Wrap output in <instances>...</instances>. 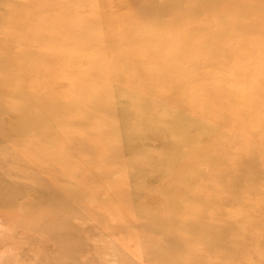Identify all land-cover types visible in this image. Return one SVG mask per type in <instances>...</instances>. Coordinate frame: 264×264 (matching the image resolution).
<instances>
[{"label": "rangeland", "instance_id": "1", "mask_svg": "<svg viewBox=\"0 0 264 264\" xmlns=\"http://www.w3.org/2000/svg\"><path fill=\"white\" fill-rule=\"evenodd\" d=\"M207 1L0 0V60L13 61L0 71V264H264V86L249 107L228 83L238 71L230 61L255 73L264 58V0H242L241 11L225 0L229 8L213 13L219 25L189 6ZM24 7L35 25L65 21L60 49L75 57L51 61L53 86L30 67L43 65L45 46L11 34L27 29ZM247 14L251 28L232 20ZM77 95L88 105L68 98ZM45 98L64 109L47 120L27 111L40 128L25 130L8 109ZM56 123L94 141L74 147L68 163L33 164L50 158L37 151L64 149L49 139ZM36 137L40 146H29ZM13 163L25 164L12 175Z\"/></svg>", "mask_w": 264, "mask_h": 264}, {"label": "bare ground", "instance_id": "2", "mask_svg": "<svg viewBox=\"0 0 264 264\" xmlns=\"http://www.w3.org/2000/svg\"><path fill=\"white\" fill-rule=\"evenodd\" d=\"M235 1V8H230V10H232V11H241V10H243L242 9V7L241 8H238L237 6L241 3V1L242 0H234ZM56 3H59V1H57ZM193 10H195V11H198V12H201V11H203V16L201 17V18H203L204 20H207L208 22H213V21H215V23L217 24V25H219V20L217 19V17H215V16H213V13H218V12H221L222 10H224V9H228L229 8V4L225 1V0H210V2L209 1H207L204 5H202V4H200V3H193V4H190L189 5ZM31 10V9H30ZM61 12H62V9L60 10ZM246 11V10H245ZM258 11H260V9H258ZM9 12V11H8ZM32 12V11H31ZM31 12H29L28 11V9H26L25 7H24V9L23 10H21V11H18V15H20V14H22V17L23 16H28V15H30L29 17H30V21H29V24H25L26 23V21L23 23V24H25V25H23L22 24V26L23 27H27V29H20L19 27H17V30L15 31V30H12V32H11V34L12 33H14V34H19V36H20V38H21V41H29V42H31V44L33 45H35V46H38V44H41V45H44L45 46V49H43L44 51V53H42L43 54V58H45L44 59V61H43V65H41V64H38V62H35V65L34 64H32V65H30V61H28V60H26L27 62H29V65H30V67H31V69H34V70H36L37 72H41L43 75H48V80L46 79V80H44L45 82L46 81H50L51 80V82H50V84H51V86H53L52 85V82H53V80L51 79V78H53V77H55V75L54 74H50V72L51 73H53V72H56L54 69H52V68H49V66H50V63L51 64H53L51 61L52 60H54L55 62H63V61H66V57L67 58H74L72 55H70V54H68L67 53V55H66V52L65 53H63V50H61L60 48H61V44H62V42H60V40H61V38L59 37V35L57 34V32L56 31H60V33H61V31L63 32V30H64V26H65V21H64V19L62 20V15H60L59 17H57V19L56 20H54V19H52V18H47L46 20H44V22L42 23V24H40V22H39V24H34L32 21H31ZM10 13V12H9ZM14 14V13H13ZM16 14V13H15ZM244 14V13H243ZM206 17H208L207 19H206ZM10 19H12V18H10ZM9 19V20H10ZM14 19V22L15 23H18V21H17V17L16 18H13ZM12 19V20H13ZM26 19H27V17H26ZM225 19V18H224ZM9 20H8V22H9ZM233 22L235 23V24H237V25H240V24H243V22H246V26L247 27H250L251 28V25H253V24H255V19H252V18H250L249 17V15L247 14V15H245L244 17L242 16V17H234L233 19ZM7 22V21H6ZM54 24H58V25H56V26H54ZM15 26H16V24H15ZM15 26H14V28H15ZM262 26V31L264 30V25H261ZM9 27V26H8ZM59 27H60V29H59ZM14 28H12V29H14ZM55 28H57V29H55ZM197 28H199V29H201V30H204V25H202V24H200V23H198V27ZM22 30V32H20ZM55 34H57L58 36L57 37H54V35ZM263 35H256V37L253 39V42L255 41V40H259V39H261V37H262ZM53 37V41L55 42V43H53L52 45H54V44H56V46L55 47H50L49 45H47V41L50 39V38H52ZM33 41L34 42H36V43H33ZM243 42V41H242ZM247 41H244V43H246ZM64 45V44H63ZM76 45H78V44H76ZM126 45V44H125ZM65 46V45H64ZM75 46V45H74ZM80 46V45H79ZM49 47L51 48V50L49 49ZM81 47V46H80ZM32 48H34L35 49V47H32ZM119 48V47H118ZM118 48L115 50V52H113L116 56H117V59H119L120 60V57H121V55L123 54V50H119L118 51ZM77 51V50H76ZM80 51H81V48H80ZM102 51V50H101ZM105 51V50H104ZM27 52V51H26ZM39 52V51H38ZM69 52V51H68ZM78 52V51H77ZM82 52V51H81ZM100 52V51H99ZM34 53L35 54H37V52H35L34 51ZM70 53V52H69ZM30 54V53H29ZM41 53H39V55H40ZM85 54V53H84ZM105 54V53H104ZM242 54H244V55H248V53H242ZM12 55V54H11ZM27 55H28V52H27ZM33 55V54H32ZM97 55V54H96ZM100 55V54H99ZM143 55H146V54H143ZM47 58H46V57ZM78 56V55H77ZM76 56V58H78ZM106 56H107V54H106ZM149 56H152V58H154V57H157V55L156 54H154V53H151V54H149L148 56H145V57H148L149 58ZM35 57H36V55H35ZM39 57V56H38ZM40 57H41V55H40ZM82 58L84 57V59L86 58L85 56H81ZM97 57V56H96ZM103 57V56H102ZM32 58V57H31ZM42 58V57H41ZM130 58H131V60H133L134 59V56L130 53ZM15 59V58H14ZM70 59V60H71ZM90 59V58H89ZM103 59H104V57H103ZM74 60V59H73ZM101 60V59H100ZM137 60L138 61H142V57H137ZM33 61V60H32ZM31 61V62H32ZM35 61H36V59H35ZM79 61V60H78ZM98 61V60H97ZM3 62H4V66L2 65V62H1V60H0V71H3V70H5V73H8L7 72V70H8V68H10L12 65H13V61H12V59L11 58H7V59H3ZM15 62V61H14ZM71 62V61H70ZM88 62V61H87ZM96 61H93L92 63H95ZM65 63H67V61L65 62ZM73 63V62H72ZM91 63V62H90ZM129 62H127V64H128ZM57 64V63H56ZM56 64H54V67H55V65ZM70 64V63H69ZM234 70L236 69V70H238L237 71V75H235V77L233 78V79H230V80H228V83L230 84L229 85V87H233V88H238L239 90H238V95H239V97H243V98H240V103L241 104H245V105H247V106H249V107H254L255 105H256V103H257V99H256V94H257V92L264 86V58H261V59H258L256 62H255V64H254V68L256 69V71L257 72H255V73H253V69L251 68V65H246V64H244L245 65V67H243L242 65H241V63L240 62H238V61H233V62H229L228 63ZM8 65L10 66V67H8ZM65 66V64L64 63H62V66ZM91 65V64H90ZM90 65H89V67H90ZM27 66V65H26ZM25 68L26 67H20L19 68V70L17 71V78H19L20 79V77H19V75L18 74H20V76L21 77H23V75L25 76ZM112 67L110 66L109 67V71H112V69H111ZM27 70H28V68H26ZM58 69V68H57ZM59 71V70H58ZM101 71V70H100ZM4 72V71H3ZM2 72V74H4ZM60 72V71H59ZM28 73H30V72H28ZM64 73H65V71H64ZM88 73V72H87ZM243 73V74H242ZM9 74V73H8ZM58 74V73H57ZM91 74V73H90ZM99 74V73H98ZM14 75V74H13ZM63 75V74H62ZM92 75V74H91ZM240 75H243L244 77H246V78H248V80H247V83L245 84V86L243 87V86H241V84H240V78L238 79V77H240ZM58 76H60V74L58 75ZM1 77H3L4 78V76H1ZM6 77V76H5ZM10 76H8V78H9ZM42 77V79H44V77L45 76H41ZM49 77H51L50 79H49ZM91 77V76H90ZM7 77H6V79H7V82H8V79ZM12 78V77H11ZM17 78H15L16 79V81H15V83L17 84L18 82V79ZM23 78H25V77H23ZM32 78H34V76H32L31 75V79ZM37 78V77H36ZM74 78V77H73ZM85 78V77H84ZM22 79V78H21ZM2 80V79H1ZM35 80V79H34ZM86 80V79H85ZM84 80V81H85ZM91 82H92V84H93V78L92 79H89ZM4 81H5V79H4ZM13 81V80H12ZM11 81V82H12ZM32 81H33V79H32ZM76 81H77V79H76ZM1 82H3V81H1ZM6 81L5 82H3V85H2V87L4 86V87H6V86H8L9 85V83H7ZM35 82H36V80H35ZM34 82V83H35ZM37 83V82H36ZM35 83V84H36ZM81 83V82H80ZM20 84V83H19ZM19 84H17V87H19ZM49 84V85H50ZM86 85H87V82L85 83ZM221 84V83H220ZM21 85V84H20ZM29 85H30V83H29ZM33 85V84H32ZM37 85V84H36ZM55 85V84H54ZM81 85H82V83H81ZM222 85V84H221ZM26 86V85H25ZM16 87V88H17ZM22 87H24V86H22ZM22 87H21V89L20 90H22ZM79 87V86H78ZM14 89V88H13ZM26 90H24V92H25ZM46 91V90H45ZM104 93H108L107 91H105ZM110 93V92H109ZM55 93L54 92H52V94L51 95H49V96H53ZM101 95V94H100ZM44 96V95H43ZM48 95L46 94L45 95V97H47ZM48 96V98L50 99V97ZM100 96L98 95V98L96 97V99L94 100V102H97V103H99V102H101L102 100H104L103 98L101 99V100H99L100 98H99ZM48 98H45V99H43V100H40L39 102H37L36 100H33V101H30L29 103V105H27L26 103H21V104H17V103H11V102H7L9 105H11L10 107H8V109L10 110V111H13V113H17V114H19L20 115V123H21V125H22V128H23V126L25 127L24 129L25 130H28L31 126H35V127H39L40 128V125H41V123H40V121L39 122H37V121H34L33 122V116H31L30 118H27V114H29V113H27V111H33V115L35 116V117H40L41 119H46L47 120V118H53V117H55V118H57L58 117V115L57 114H62L63 112V103L61 102V103H52L50 100H48ZM64 98V100H66V97L64 96L63 97ZM69 99H71L72 101H73V103H74V100L76 101L75 103H78V104H80L78 101H80L81 102V104H83L82 105V107H84L85 105H88V101L87 100H81L80 99V96L79 95H77V97L76 96H70V97H68ZM78 100V101H77ZM99 101V102H98ZM63 102H71L70 100H66V101H63ZM99 105H100V103H99ZM99 105H98V108H99ZM0 106H2L1 104H0ZM78 106V105H77ZM101 106V105H100ZM108 107V106H107ZM106 107V108H107ZM31 108H41L42 110L41 111H34L35 109H31ZM97 108V107H96ZM97 108V109H98ZM7 109V110H8ZM99 110H100V108H99ZM79 114V113H78ZM67 115V114H66ZM80 115V114H79ZM81 115H82V117H87L88 115H89V112L87 113V112H81ZM100 115V114H99ZM261 115H262V112H261ZM66 117H67V119H68V116H65V119H66ZM90 117V116H89ZM88 117V118H89ZM251 117H253V115L251 114ZM33 118V119H32ZM75 118H77L76 116H75ZM73 119V118H72ZM78 119V118H77ZM79 120V119H78ZM82 121V120H81ZM83 121H84V119H83ZM88 121V120H87ZM84 123H85V121H84ZM88 123V122H87ZM86 123V124H87ZM95 124H96V122H94ZM93 123V124H94ZM99 123V122H98ZM95 124H94V126H95ZM56 125H57V123H56ZM59 125H61V124H59ZM46 126H47V124H46ZM58 126V125H57ZM93 126V127H94ZM99 126H101L100 124H99ZM104 126V125H103ZM55 127V126H54ZM92 127V128H93ZM42 129V128H41ZM74 129V128H73ZM73 129H72V133H71V130H69V128L68 127H66L65 125H61V126H58V129H56V133H54L53 135H52V137L53 138H49V139H51V141H54L55 143H57V139L58 138H60V141H62V143H64L63 144V147H64V149L66 148L67 150H64L63 148L59 151L58 149H51V150H48L47 148L46 149H42V150H40V151H37V152H45V153H47V154H49L50 155V158H48V159H39V156L38 157H36L35 159H34V161L32 162L33 164H40V163H45L44 165H47V164H51V163H56V162H58L59 161V163H68V161H70V160H74L71 156H70V152H73V148L74 147H77L79 150H76L77 152H80L83 148H82V146L83 145H86L85 143H89V141L88 140H90V141H94L93 139H92V137L91 136H85V137H82V136H80L79 134H80V132L81 131H83L81 128H79V130H81L80 132H79V134L78 135H76V134H74V131H73ZM43 132L44 133H47L48 132V129L47 128H45V127H43ZM79 130H77L76 129V131H79ZM4 135V134H3ZM102 136V135H101ZM97 137V140L95 141V142H97V146L96 145H94V148L96 149V151L98 152V151H101V152H103L104 154H106V146L105 145H103L102 143H104L105 144V142H104V140L103 139H101L100 137H98V136H96ZM103 138V137H102ZM81 140H83L84 142H81ZM30 145L29 146H40V141H39V137H36V138H31V140H30V143H29ZM85 147V146H84ZM245 148V147H244ZM68 149H70V150H68ZM102 149H105V150H102ZM64 150V151H63ZM105 151V152H104ZM22 153H23V156H24V158L25 159H29V160H32V157H30L28 154H26L25 153V151H21ZM107 157V156H106ZM96 163H106L104 160H101V158H99L97 161H95ZM75 164V166L77 167L78 166V163H84V162H82V160H80V161H78V162H74ZM22 164H25V163H13L12 164V171H11V173H12V175L13 174H17L18 172H20V170H21V168H22ZM59 167V166H58ZM63 167H67V166H63ZM68 168V167H67ZM78 168V167H77ZM76 168V169H77ZM1 169V168H0ZM85 173V172H84ZM113 189V188H112ZM97 203V202H96ZM95 203V201H94V204H96Z\"/></svg>", "mask_w": 264, "mask_h": 264}]
</instances>
